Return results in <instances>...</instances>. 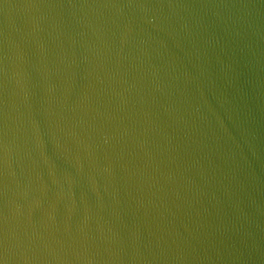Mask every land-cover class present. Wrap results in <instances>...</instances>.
Masks as SVG:
<instances>
[{
  "label": "water",
  "instance_id": "1",
  "mask_svg": "<svg viewBox=\"0 0 264 264\" xmlns=\"http://www.w3.org/2000/svg\"><path fill=\"white\" fill-rule=\"evenodd\" d=\"M0 264H264V0H0Z\"/></svg>",
  "mask_w": 264,
  "mask_h": 264
}]
</instances>
